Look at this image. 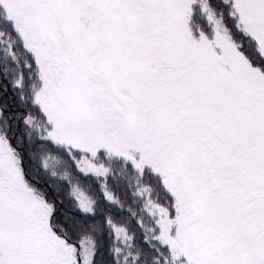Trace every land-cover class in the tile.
Listing matches in <instances>:
<instances>
[{"label":"snow or ice","instance_id":"obj_1","mask_svg":"<svg viewBox=\"0 0 264 264\" xmlns=\"http://www.w3.org/2000/svg\"><path fill=\"white\" fill-rule=\"evenodd\" d=\"M0 264H264V0H0Z\"/></svg>","mask_w":264,"mask_h":264}]
</instances>
